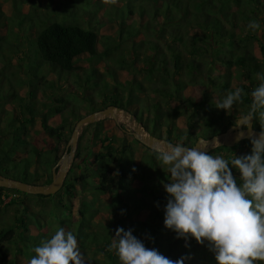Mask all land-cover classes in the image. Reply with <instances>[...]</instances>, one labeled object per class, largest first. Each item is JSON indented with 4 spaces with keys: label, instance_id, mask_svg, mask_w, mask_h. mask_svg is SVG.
I'll use <instances>...</instances> for the list:
<instances>
[{
    "label": "trees",
    "instance_id": "16d2710c",
    "mask_svg": "<svg viewBox=\"0 0 264 264\" xmlns=\"http://www.w3.org/2000/svg\"><path fill=\"white\" fill-rule=\"evenodd\" d=\"M25 2L12 0V13L9 14L5 11V3L0 1V62L8 69L4 49L10 42L8 35H3L1 30L20 31L21 27L29 25L31 38L19 33L15 37L20 42L24 40L27 56L31 57L29 60L37 62L39 67L49 65L57 73L59 79L55 81V89L60 91L58 84L61 80L76 72L75 84L85 91L103 86L98 95L104 100L100 108L92 107L94 112L115 106L133 115L154 137L170 145L181 143L185 147H194L198 138L208 140L225 133L236 125L238 118L251 111V92L261 82L260 77H264V0H127V5L120 8L121 12L127 9L128 16L137 17L143 23L139 27L125 25V15L119 14L120 11L110 20L113 22L116 19L121 26V43L134 39L142 29L147 32L146 35L155 38L153 41H135L131 50L134 57L131 66L136 73H143L150 83L151 96H147V88L136 78L126 82L115 79L109 85L103 84L102 78V81L98 79L102 74L96 68L81 74L82 67L78 64L84 56L89 55L90 61L98 58L99 35L92 29H85L78 21L68 23L65 17H61L64 14L54 8L51 12L40 14L35 0H32L30 11L26 12ZM251 21H256L259 27L250 29L248 25ZM254 40L260 44L262 59L252 53ZM140 48L146 51L141 58L142 64L139 63ZM116 62L118 67L126 63L122 59ZM31 72L29 70L31 80L44 81L37 73ZM11 80L0 69V176L33 186H48L52 182V169L63 156V147L71 139L74 125L86 116L78 113L77 108L66 115L64 97L52 98L53 103L44 104V109L39 110L35 105L38 102L37 85L29 84L18 76L14 79L16 87L27 83L31 88L28 99H25L13 87ZM236 88L242 89L241 101L234 103L228 113L217 109L216 104ZM196 91L200 92V96L194 95ZM259 112V109L252 112L253 129L258 133L264 130V119ZM58 115L65 117L56 125H50V120ZM38 117L41 118L43 131L33 129ZM93 126L95 130L90 132ZM43 133L45 138L41 141ZM251 140L243 139L233 147L218 146L214 153L224 151L226 160L233 154L238 157L247 155L251 152ZM92 143L98 150L92 147ZM76 148L73 167L58 194L46 197L0 187V203H3L6 191L18 195L9 203L15 206L16 223L0 224V264H15V257L19 255L26 256L28 264L35 254L34 248L53 235L46 230L39 233L31 231L32 225L38 231L43 225L23 203L25 198L47 202L63 195L74 197L77 192L82 198L92 196L97 199L109 195L119 208L128 207V202H131L139 211L149 210L153 216H164L159 205L167 203V194L161 190V183L162 180L168 182L169 174L163 172L157 163L159 153L148 149L147 158L142 163H135L133 150L119 145L107 135L101 121L83 129ZM92 164H96V169ZM76 168L83 173L76 175ZM233 175L237 177V184H242L235 169ZM133 182H140L143 191L134 187ZM137 190L152 196L154 202L141 197L136 199ZM62 204L60 200L57 206ZM64 208L67 207L64 205ZM97 212V209L92 210L90 215ZM68 214L72 218L70 209ZM62 223L67 225V232L76 236L82 259L85 258L87 264H120L115 250L104 251V262L92 260L89 248L102 243L105 246L111 244L112 235L109 232L101 236L93 232L86 210H79L77 221L70 219ZM133 228L144 231L143 235L150 238L153 246L147 242V248H155L172 260L189 256L186 264H207L206 260L216 263L207 242L198 244L190 238L187 246L184 239L166 240L159 234L162 226L150 221L139 222ZM256 264H264V261H257Z\"/></svg>",
    "mask_w": 264,
    "mask_h": 264
},
{
    "label": "rangeland",
    "instance_id": "374dc122",
    "mask_svg": "<svg viewBox=\"0 0 264 264\" xmlns=\"http://www.w3.org/2000/svg\"><path fill=\"white\" fill-rule=\"evenodd\" d=\"M1 2L5 3V11L9 14L12 13V0H0ZM25 5L24 11H30V6L32 5V0H24ZM36 8H38V12L40 14L46 13L50 10L52 11V8L55 9L56 12L64 14L61 17H65L69 22H77L84 27L85 29H92L95 31L100 37V50L98 58L93 59L92 61L89 60V55H86L82 58V62L79 63L82 67L80 73L86 74L87 72H90L89 70H92L93 68L98 69L100 75L98 79L100 81L103 80V84L114 83L115 79L121 82H126L129 79L136 78L137 81H142V83L147 88V96H151L150 92V83L144 78L143 73H136V70L133 66H131V62L133 61V55L132 53V47L135 41L138 43V41L141 40H148L153 41L155 38L150 35H146V31L144 29L141 30V32L138 34L137 37L134 39H130L129 41H124L121 43L119 40V31L121 29V26L119 23L116 22V19L112 22L110 19L111 17L115 16V14H122L124 16L125 25H131L134 24L135 26L139 27L143 22L134 16H128L127 15V9H124L123 12L121 10L124 6L127 5V0H35ZM120 8H122L120 10ZM111 13V14H110ZM119 15V17H122ZM122 21V20H121ZM155 25L158 24L153 21ZM152 23V25H153ZM22 31V33L20 32ZM18 30L14 31H6L5 29L1 30V33L3 35H8V41L10 44L5 46L6 56L8 58V62L6 63L8 69L4 67V63L0 62V69L4 71L8 77H10L11 83L13 84V87H16V81L14 80L17 76L21 79H26V81L29 84L37 85V103L36 108L39 110H43L44 104L53 103V99L64 97L66 100L65 107H66V115L68 112H70L72 109L77 108L78 113L81 115L87 116V113H95L93 110L96 108L101 107V102L104 100V97L101 95H98L99 91H101L102 87L95 89H88L84 90L83 88L76 86L75 81L77 80L78 72H76L75 75H70L68 78H63L58 84L61 89L58 91L55 89V81L59 79L58 75L52 68L48 66H41L37 62H34L33 60H29L31 57L27 56V48L24 44V40L19 41L18 38L15 36L19 33L20 35L31 38L32 33L31 27L29 25H25ZM259 36L262 35L261 32H259ZM128 35V33H126ZM10 37V38H9ZM21 43V44H20ZM121 43V44H119ZM144 48H140L138 50V53L140 54V60L139 63L142 64L141 58L145 55ZM252 53L258 58L262 59L261 54V48L258 41L254 40L252 45ZM117 59L125 60L126 63L123 64L124 66L118 67L119 64H117ZM30 67H28V65ZM128 67V68H127ZM137 67V66H136ZM107 69V70H106ZM137 69V68H136ZM29 70H32L33 74L37 73L42 79H44L43 82L39 83L36 80H31L29 73ZM35 72V73H34ZM102 78V80H101ZM5 80V78L3 77ZM97 80V78H96ZM31 88L27 83H25L22 86L16 87V91L20 92L21 95L28 99V92ZM63 89V91H62ZM55 93V94H54ZM55 96H54V95ZM200 92L196 91L194 95L200 96ZM92 101V102H91ZM95 107L93 109L92 107ZM115 107V106H114ZM117 108V107H115ZM103 110V109H102ZM101 111L97 110L96 112ZM89 114V115H90ZM121 115H123V118L120 120H116L111 116H105L101 118V120L95 122H102L103 127L105 129V133L109 135L110 137H113L114 140L118 142L119 145H125L127 149L133 150V157L135 163H142L144 159L147 158L148 154V148H146L144 145H142L139 141H137L134 136L130 133L136 132V127H145L137 122L136 118L131 115L130 113L121 110ZM65 115L62 116H56L54 119L50 120V125L54 126L56 125L62 118H64ZM41 118L38 117L35 125L34 130L36 131H43L41 122ZM128 120V121H127ZM76 125V124H75ZM74 125V128H75ZM182 125V123L180 124ZM135 126V127H134ZM95 127L89 129L90 132H94ZM146 131V129H145ZM241 133L243 135L241 136ZM246 128L242 126L241 130L239 131V134L241 137L245 136ZM45 134L40 135V140L42 141ZM232 135V136H231ZM91 137V136H90ZM229 142H232V140L235 138L234 132L230 133ZM90 139V138H89ZM241 142V141H240ZM239 142V143H240ZM238 143V144H239ZM100 144V142L98 143ZM68 144L64 145V152L66 151V147ZM88 145L91 146L89 143ZM170 144H166L165 146L168 147ZM237 145V144H236ZM220 146V145H218ZM218 146L213 147H205L203 150L208 151L209 154L214 156H222L226 159V153L224 151L214 153V150ZM92 147L95 150H98L97 146L92 143ZM150 150V149H149ZM154 151V150H150ZM156 152V151H155ZM159 153V151L157 152ZM160 154V153H159ZM91 162L93 163V159H91ZM157 163H159L160 168L166 173L167 166H162L160 160L157 158ZM93 169H96V164H92ZM91 166V167H92ZM73 167V164L72 166ZM71 169V168H70ZM77 174L80 175L83 173V170H78L76 168ZM169 174V173H168ZM163 183H167V181L162 180ZM133 186L137 187L138 189H142V184L140 182H133ZM64 187V186H63ZM136 188V189H137ZM13 189V188H12ZM63 189V188H62ZM61 189V190H62ZM60 190V191H61ZM161 190H164L162 183H161ZM59 191V192H60ZM62 193V192H61ZM3 203H0V224H13L16 223V210L15 206L9 204L12 199H16L18 197L17 194L14 192L6 191L3 193ZM58 194V193H57ZM146 199L148 201L154 202L152 196H148L147 194H143L140 192V190L136 191L135 198L136 199ZM60 200L63 201V204L59 207L57 206ZM29 208L31 213H34L37 219L42 223V227L38 228L39 231L35 228L34 225H32L31 231L36 232H42L47 231L48 233H53L57 230V228L62 227L67 232V229L65 228L67 225L63 224L64 222H69L71 219L72 222L78 220V212L80 209L86 210L88 213V218L90 220V225L92 226L91 230L93 232L98 233V235H105L109 232L111 233V242L112 238L115 237L116 229L117 228H123L125 231L131 229L133 231V235L136 236L138 239H140L144 245L145 243L149 242L151 246H153L152 242L150 241V238L145 234L144 231L141 230H135L133 227L139 222H145L150 221L151 223H158L162 226L163 230L159 232L161 236H163L164 239H176V236L173 232L167 230L164 228L163 217H156L153 216V213H151L149 210H137L134 205L131 204V202H128V207L123 206V208H119L117 203L111 200V196H101L99 198H93L92 196L89 198L81 196L80 192H77V194L74 197H69L66 195H63L62 198L56 197L52 201H41L37 200L35 198H25L23 200ZM7 204V205H6ZM157 205V203H155ZM64 205L67 208H64ZM162 212H164V208L166 204L159 205ZM68 209H70V213L72 214V218L69 217ZM97 209V213L93 214V216L90 215L92 210ZM123 209V210H122ZM127 215H124V214ZM154 221V222H153ZM90 231V230H89ZM90 233V232H89ZM190 239V238H189ZM187 246H189V240H187L186 243ZM146 247V245H145ZM167 248V247H166ZM89 255L93 256L92 260H97L104 262L106 259V256L104 255L105 250H113L111 248V244L106 245L104 243L100 244L99 246H92L89 248ZM82 254V252H80ZM165 256V254H163ZM85 257V256H84ZM197 261H200V258L196 256ZM83 264H87V260L84 258ZM27 258L24 255H19L18 257H15V264H26ZM207 264H216L205 261ZM101 264V263H100Z\"/></svg>",
    "mask_w": 264,
    "mask_h": 264
},
{
    "label": "clouds",
    "instance_id": "9594fccd",
    "mask_svg": "<svg viewBox=\"0 0 264 264\" xmlns=\"http://www.w3.org/2000/svg\"><path fill=\"white\" fill-rule=\"evenodd\" d=\"M248 27L254 30L259 25L251 21ZM260 79L251 92V111L237 121L238 126L247 128L252 112L258 109L264 119V77ZM242 95L240 88L229 91L215 107L228 113ZM250 143L249 154H233L227 160L181 143L169 145L158 157L169 173L168 182H162L167 194L164 228L178 239L207 242L216 264L264 261V130ZM111 248L120 264H186L190 259L172 260L145 247L131 229L117 228ZM34 253L28 264H83L76 236L62 227L36 246Z\"/></svg>",
    "mask_w": 264,
    "mask_h": 264
},
{
    "label": "water",
    "instance_id": "95a60500",
    "mask_svg": "<svg viewBox=\"0 0 264 264\" xmlns=\"http://www.w3.org/2000/svg\"><path fill=\"white\" fill-rule=\"evenodd\" d=\"M116 112L120 113L121 109L120 108H115L114 106L108 107L106 109H103L101 111L92 113L82 119H80L77 124L75 125L74 131L72 133L71 139L68 142L67 145V149L64 152L63 156L61 157V159L59 160V162L56 164L55 167H53L52 169V182L50 185H46V186H33V185H29L23 182L18 181H14V180H10V179H6V178H2L0 176V187H5V188H13V189H17L20 192L26 193V194H30V195H42V196H52V195H56L57 193H59V191L63 188L66 178L68 176V173L70 171V168L72 166V163L74 161V157L76 154V150L78 147V141H79V136L80 134L83 132V129L89 125V124H93L99 120H101V118L105 117V116H111L114 119L117 120L116 118ZM240 118H238L237 121H239ZM254 119L251 116V120L249 122V126L246 128V133L245 136L241 137L239 134V131L241 130L242 126H238L237 124L230 127L225 133L213 136L212 138L206 140L202 137L198 138L196 144L194 145V147H199L202 150L205 147H214L218 146V145H224L227 147H233L236 144H238L240 141H242L243 139H254L257 138L259 133L254 131L253 126H254ZM143 128V127H142ZM144 129V128H143ZM145 130V129H144ZM234 132L235 134V138L232 140V142H229V137H230V133ZM129 134H132L134 136V138L139 141L142 145H144L146 148L150 149V150H154L156 152L159 151V153L164 152L167 147H159L156 146V143H164L165 145L168 144L166 141L161 140L157 137H154L153 135H151L150 133H148L146 131V133H148L149 135V140L145 141L142 140L137 132H133ZM75 140V142H74Z\"/></svg>",
    "mask_w": 264,
    "mask_h": 264
},
{
    "label": "bare ground",
    "instance_id": "6f19581e",
    "mask_svg": "<svg viewBox=\"0 0 264 264\" xmlns=\"http://www.w3.org/2000/svg\"><path fill=\"white\" fill-rule=\"evenodd\" d=\"M116 118L117 120H120L123 118V115H121L120 113L116 112ZM128 121V120H127ZM135 127V126H134ZM136 132L138 133L139 137L142 139V140H145V141H148L149 140V135L148 133H146V131L142 128V127H136ZM232 136V135H231ZM75 142V140H74ZM156 146H159V147H165V144L164 143H156Z\"/></svg>",
    "mask_w": 264,
    "mask_h": 264
}]
</instances>
